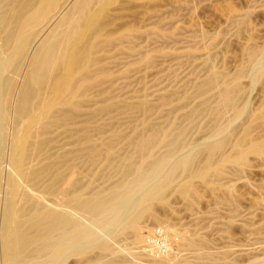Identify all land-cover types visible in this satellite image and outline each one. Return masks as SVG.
Returning a JSON list of instances; mask_svg holds the SVG:
<instances>
[{"label": "rangeland", "instance_id": "obj_1", "mask_svg": "<svg viewBox=\"0 0 264 264\" xmlns=\"http://www.w3.org/2000/svg\"><path fill=\"white\" fill-rule=\"evenodd\" d=\"M88 11L104 33L94 55L100 61V70L79 97V108L73 109L78 112L75 125L54 127V133L33 139L37 143L53 138L55 156L69 153L68 160L74 154L78 157L59 165L67 180L61 181L57 195L32 188L19 176L22 190L34 193L47 209L58 206L87 224L91 223L90 215L66 205L67 208L60 200L64 202L75 191L86 200H108L116 189L119 191L134 180L135 171L144 162L175 152L177 146L173 164L171 161L168 167L185 155L193 160L191 171L176 172V177L156 197L144 198L136 213H130L128 219L139 213L134 227L120 226L113 233L97 227L100 239L87 254L68 252L62 264H85L88 259L110 264H264V153L248 152L240 162L228 160L237 153L239 143L248 148L257 142L264 148V75H255L264 66V55L253 63L248 55V48L264 50V0H93ZM85 29L90 30L87 25ZM2 47L0 38V52ZM25 67L29 70L31 63ZM241 69L244 75L232 80ZM213 74L219 83L208 82ZM17 77L15 96L8 105V148L0 155V242L9 193L6 188L12 174L10 150L16 137L26 135L31 123L29 113L17 114L23 75ZM230 86L235 90V105L239 102L238 106L243 107L239 114L234 107L218 110L222 94ZM34 90L30 110H35L34 114L45 111V119L52 121L53 111L44 107L48 89L39 94L36 85ZM69 109L72 106L59 108ZM102 111L105 112L100 114ZM43 127L44 122H37L33 131L39 133ZM155 127L161 129L157 139L164 134L167 142L153 147V155L142 158L135 140L150 134ZM84 136L93 140H78ZM223 140L227 141L225 145ZM106 142L114 146L111 157ZM221 144L224 147L216 152L208 147ZM94 146L103 155L96 161L87 155ZM34 160L29 170L44 165ZM201 171H207L208 179L199 175ZM67 175L75 177L73 186L68 184ZM149 181L157 183L160 177L151 175ZM184 187L189 188L188 196L181 193ZM18 204L19 208H32L22 198ZM157 230L163 231L167 241L164 255H157L147 245V235ZM61 232H55L54 237ZM105 244L108 246L103 249L101 245ZM0 245V264H5L3 244ZM44 254L34 255L28 264L49 261L50 253Z\"/></svg>", "mask_w": 264, "mask_h": 264}, {"label": "bare ground", "instance_id": "obj_2", "mask_svg": "<svg viewBox=\"0 0 264 264\" xmlns=\"http://www.w3.org/2000/svg\"><path fill=\"white\" fill-rule=\"evenodd\" d=\"M92 1L93 0H0V38L3 41V47L0 52V155L5 151L4 148L7 147L5 145V133H7L6 121L8 116V105L13 99L12 97L17 87L16 83H18V75H23V82H21L23 85L21 86V93L18 100L17 114L22 116L23 114L25 115V113H29L31 116V123L26 135L24 137H16L12 145V150H10L11 157L9 160L12 167V174L9 175V186L7 185L6 188V191L9 189V193L7 192L6 207H4V231H1V234L3 232V242H0L3 244L2 253H4L3 260H5V264H28L30 259H33L31 257L34 255L40 256V254L44 253H50L49 255H51V258L49 261L39 264H62L63 258L67 259L66 254H68V252H72V254L76 252V254L80 255L87 254L89 248L98 242L99 236L96 230L97 227H101L108 231L111 230V233H113L112 230L114 231L115 228L120 226H123L122 228L127 225L134 227L138 220L137 218H139V213L138 215H134V217L131 215L130 219L128 218L130 213L133 214L132 212H135L136 208L141 205L143 199H148V197L152 199L156 197L163 186L172 182L173 178L176 177V172L191 171L192 169L193 158L192 156L186 155L180 159H176V164L171 166L174 161L173 158L176 155L174 153L178 151L177 146V151L175 150V152L169 151L171 153L166 152L168 154L163 156H161L162 154H160V156L158 155L157 160L151 159L152 161L150 162H144L138 171H135L134 168L133 171L137 172L134 180L131 181V179V183L124 186L121 184L123 188L119 191L116 189V194L108 198V200H103L101 197L104 198V196H100V193L98 197L100 196L102 200L95 198V200H90L89 197L88 200H86L84 199L85 196L83 198V194L77 191L71 194L70 197L68 196V198H65L67 200L64 199V202L60 200V203H63L65 207L69 206L77 212L90 215L91 217L88 221L91 223L87 224H83L81 220L76 218V214L74 215L70 211L59 209L58 206V208L49 207L50 209H47L44 205L42 206V200L39 201L40 198L37 199L38 197L33 195L34 193L31 195V192L26 193L27 191L22 190L24 187L20 184L22 182L20 180V182L18 181L17 177L19 176L22 181L25 179L32 188H42L50 194L57 195L56 193L61 189V181L67 180L65 179V170L59 167V165L63 164L65 160L69 162L73 158L75 159L78 157L74 154V156L72 155L73 157H71L72 159L68 160L67 157L70 155L69 153L55 156V154L52 153L53 138H43L42 140L39 138L41 141L37 143H35L33 139L34 137H42L46 136L48 133H52L54 127L61 128L66 125H75L78 112L73 109L79 108V97L82 92H86L87 88L91 86L90 80L93 79L92 77L94 74L100 70V61L98 59L96 60L94 55L99 47V39L104 33L103 29L96 23V17L88 14L90 11H88V7ZM83 25L85 28L87 25V29L90 30L87 31L85 28L83 30ZM43 36L45 37L40 41ZM118 39L121 40L120 37ZM248 49L251 63L255 62L261 54L264 55V50L257 51L255 49ZM29 63H31V68L26 71L25 68L27 66L25 67V65ZM243 72L244 70L241 69L232 80H237ZM215 75L216 74H213V76L208 79L209 83L218 81V77ZM255 75L257 78L264 75V66L262 68L260 67ZM222 78L220 77V79ZM228 82H230V80L227 81V83ZM36 85L40 88L39 94H41L44 89H48V96L44 100V107L47 111H53L55 117L52 121H47V119H45V111H43V113L39 111L37 114H34L35 110L31 111L29 108L30 103L36 95L34 90ZM234 93L235 90L231 88V86L225 88L222 94V103L218 110L225 111L224 108L230 109L234 107L238 114L241 112L243 107L241 108L238 106L241 105L239 102H237L238 105H235L234 100L237 98L234 96ZM63 105L72 106V109L67 111L59 110ZM104 112L105 111L99 113L102 114ZM238 114L236 115L238 116ZM219 115L220 114L217 116ZM37 122H44V127L39 133L33 131V127ZM158 128H153L150 134L146 132L149 135H142L144 136L142 138H139L141 137L139 136V140H135L139 156H142V158L152 154L153 147L167 142V135L164 134H162V137H159L161 138L160 140L157 139L158 134L161 133L159 132L161 129ZM217 129L219 130L220 127L217 126ZM119 134L117 133L116 135ZM78 140L90 141L93 139L90 136H84L78 138ZM169 142L171 141L169 140ZM224 142L227 143V141L223 140L222 144ZM222 144L221 147L214 145H209L208 147L211 152H216L224 147ZM105 146L109 147V157H111V154H113L111 153L113 152L111 148H114V146L112 147L111 142H106ZM236 150L237 153L228 158V160L240 162L245 159L248 152H255L260 155L264 153L262 144L257 142L252 143L248 148L245 146V143H239ZM87 155L92 161H96L103 156L102 151L96 146L91 147ZM34 159H38L40 164L44 163V165L39 166V168L35 170L32 168V171L29 170L31 169L29 165L32 161H35ZM171 161L170 168L168 166ZM38 163L39 162H37V164ZM32 165H34V163ZM179 168L181 169L179 170ZM133 171L131 172L132 174H134ZM209 171L210 170H208V172ZM207 174V171H201L199 173L203 179H208ZM151 175H156L158 179L160 177V181L157 183L155 181V183L153 181L150 182L149 179ZM73 176L70 175L68 176L69 178L67 177L68 184L70 183L72 186L73 183H75V177ZM152 177L155 178V176ZM188 189L189 188L186 187L182 188L181 193H183L184 196H188ZM21 198L24 199L27 204L31 203L32 208L30 205L28 209H25L27 206L24 204V208H19L18 201ZM90 198L93 199V196ZM57 231L62 232L61 234L59 233L60 235L58 237H54V233ZM56 234L55 236H57ZM106 245L107 244L101 246L103 249H106ZM199 255L201 256V254ZM199 255H197V257ZM198 258L200 259V257ZM97 261L88 259L85 264H110L103 261L101 262L99 259ZM65 262L66 260L63 263ZM113 262L114 261L111 263Z\"/></svg>", "mask_w": 264, "mask_h": 264}, {"label": "built area", "instance_id": "obj_3", "mask_svg": "<svg viewBox=\"0 0 264 264\" xmlns=\"http://www.w3.org/2000/svg\"><path fill=\"white\" fill-rule=\"evenodd\" d=\"M155 239L157 240L156 242ZM146 240L149 249L155 251L157 255H164L167 253L168 245L162 230H157L155 233H149Z\"/></svg>", "mask_w": 264, "mask_h": 264}]
</instances>
